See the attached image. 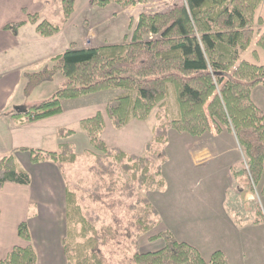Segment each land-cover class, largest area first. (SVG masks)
I'll list each match as a JSON object with an SVG mask.
<instances>
[{"label":"trees","instance_id":"1","mask_svg":"<svg viewBox=\"0 0 264 264\" xmlns=\"http://www.w3.org/2000/svg\"><path fill=\"white\" fill-rule=\"evenodd\" d=\"M144 1L94 0V4L104 8L113 3L127 8ZM263 1L186 0L162 14H142L130 40L92 48H80L72 43L50 60L51 67L25 73L26 95L53 81L58 73L64 78L63 86L50 100L29 110L26 117L30 122L60 115L65 100L113 89L123 93L107 103L106 114L118 130L132 120H148L157 107L167 108L171 92L178 108V115L172 121L165 119L156 128L154 139L145 146L148 156L108 146L101 138L106 127L101 113L81 121V129L99 152L89 169L95 177L89 197L109 212L111 223L98 229L100 216L84 211L76 191L67 187L68 232L64 248L68 264H229L222 251H216L209 262L205 261L196 248L180 242L170 231L156 236L164 241L161 250L141 253L139 240L160 224L159 212L147 198L140 197L124 214L122 197L132 199L136 191L165 187L162 168L167 162L166 152L151 151L155 144H167L170 129L196 138L211 131L212 126L219 132L222 127L233 131L248 165L239 175L247 176L249 186L261 183L264 112L253 103L252 93L264 85V65L241 60L240 54L249 49L258 33L256 44L264 51V32L256 29V12ZM62 7L67 23L74 13L75 0H62ZM29 23L45 38L62 30L42 20L38 13L29 15ZM25 24H10L6 29L17 32ZM58 134L66 139L74 131L61 129ZM26 151L33 163L49 161L61 169L78 159L74 145L66 142L54 152ZM118 167L129 178L122 185L117 177ZM31 181L29 172L13 155L0 159V189L7 183L28 186ZM18 234L31 242L26 222L19 225ZM0 264H37V253L32 246L15 247Z\"/></svg>","mask_w":264,"mask_h":264},{"label":"rangeland","instance_id":"2","mask_svg":"<svg viewBox=\"0 0 264 264\" xmlns=\"http://www.w3.org/2000/svg\"><path fill=\"white\" fill-rule=\"evenodd\" d=\"M177 1L146 0L127 8H121L113 3L104 8L98 6L85 7V10L79 8L73 17L71 16L72 19L66 29L62 0H50L48 4L44 2L45 6L41 9L40 15L45 16L47 21L61 27L62 30L65 29L59 37L61 42L55 49V53L60 54L69 48L71 42H76L80 48H92L121 44L130 40L142 14L165 13L172 9ZM180 1L181 4H178L182 5L186 0ZM260 19L261 22L258 24ZM256 21V29L264 32V1L256 12ZM259 38L260 33L256 35L249 49L241 52V60L264 65V51L260 50L256 44ZM257 53L258 56H256ZM48 66L51 67V63H25L23 71L35 73ZM63 84L64 78L58 73L53 81L36 87L30 95H26V79L23 77L12 93L10 103L13 106V113L16 114L17 109L29 111L50 100ZM122 93L119 89H113L62 102V107L66 111L64 116H68V121H71L66 130L74 131V135L66 138L64 142L74 145L78 159L74 164H67L62 169L58 167L67 187L76 191L78 203L83 210L100 216L101 221L96 225L98 229L111 223L109 212L94 204L89 197L95 180L89 169L95 164L99 152L81 129L80 124L71 119L73 114L70 110L88 104L101 109L100 107H107L111 99ZM170 96L167 108H155L148 120H132L121 130L108 127L101 138L111 147L118 146L129 154L148 156L144 146L154 139L156 128L165 119L172 121L178 115L174 94L171 92ZM221 133L224 134L218 136ZM206 134L209 135L208 137L216 136V141L214 146L209 147L210 158L207 164L204 167H197L190 150L192 144H197L196 137L170 129L167 144L165 146L155 144L151 151V153L163 150L166 152L167 162L162 168L165 187L136 191L132 199L122 197V212L125 214L128 206L140 197L147 198L159 212L160 224L139 240L141 253L161 250L165 246L164 241L156 239V236L164 231H170L180 242L188 243L196 248L207 262L213 253L222 251L228 257L229 264L244 262L264 264V176L260 184L252 183L249 186L247 176L234 174L239 168L248 169V165L242 148H239V151L232 149L233 139L227 135L236 136L233 131L222 127V131L219 132L215 126H212V130ZM46 147L52 149L50 147L53 146ZM128 147H131L130 150L127 149ZM238 152L241 154V162H238ZM230 168L234 171L233 180L231 176L229 178ZM117 177L120 185L129 181L120 167L117 169ZM240 182L247 184L244 187L247 188L252 203L248 210L241 212L239 216L240 211L236 208L239 206H228L226 199L232 195L228 189L234 183ZM233 188L235 193L241 187ZM230 207L235 208L237 212H228ZM133 252L134 248L129 255ZM126 253H128L127 250Z\"/></svg>","mask_w":264,"mask_h":264},{"label":"crops","instance_id":"3","mask_svg":"<svg viewBox=\"0 0 264 264\" xmlns=\"http://www.w3.org/2000/svg\"><path fill=\"white\" fill-rule=\"evenodd\" d=\"M44 2L48 4L50 0H0V159L13 155L32 178L28 186L7 183L0 189V260H4L15 247L32 246L37 253V264H68L64 248L68 232L67 185L64 176L58 165L53 162L33 163L26 149L57 151L59 145L65 143V139L60 138L58 132L61 129H68L71 121H68V116H64L66 111L63 109L60 115L30 122L26 114L13 113L10 101L14 88L21 83L25 75L24 64L50 63L52 58L62 54H56L55 49L61 42L59 38L61 33L66 29L74 13L79 8L85 10V7L98 5L94 4V0H75L74 13L65 29L53 37L45 38L39 35L35 25L29 23V15L36 13L40 15L41 9L45 6ZM178 3L181 4V1L178 0L175 6L179 5ZM41 19L48 20L45 16H41ZM21 22L26 24L17 32L6 29L10 24ZM72 43L76 42H71L70 45ZM258 55L257 53L256 56ZM252 99L264 112V85L255 88ZM100 108H94L92 104L77 106L70 110L73 114L71 119L81 125V121L102 113L106 122L105 130L113 127L105 113L106 106ZM222 134L224 133L218 136ZM231 135L227 136L233 139L232 149L239 151L240 144L236 136ZM208 136L205 134L201 138H195L197 144H192L190 149L197 167H204L210 158L209 147L214 146L216 136ZM220 142L222 145V141ZM48 145H52L53 147H50L52 149H48L46 147ZM112 147L121 149L118 146ZM238 153V162H241V154ZM229 171V178L231 176L233 180L234 171L232 168ZM240 171L239 168L234 174L239 176ZM245 185L247 184L242 182L234 183L228 189L232 195L226 199L228 206H239L236 207L240 211L239 216L241 212L248 210L252 203ZM234 186L241 188L233 193ZM232 211L237 212L233 207L228 208V212ZM23 222L29 227L30 243L21 239L18 234V227Z\"/></svg>","mask_w":264,"mask_h":264},{"label":"water","instance_id":"4","mask_svg":"<svg viewBox=\"0 0 264 264\" xmlns=\"http://www.w3.org/2000/svg\"><path fill=\"white\" fill-rule=\"evenodd\" d=\"M29 111L27 110H21V109H17V113L19 114H27Z\"/></svg>","mask_w":264,"mask_h":264},{"label":"built area","instance_id":"5","mask_svg":"<svg viewBox=\"0 0 264 264\" xmlns=\"http://www.w3.org/2000/svg\"><path fill=\"white\" fill-rule=\"evenodd\" d=\"M247 168H248V166H247Z\"/></svg>","mask_w":264,"mask_h":264}]
</instances>
